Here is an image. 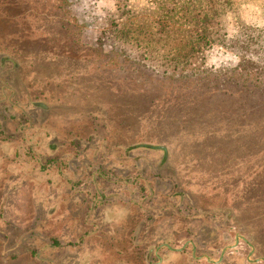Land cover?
Listing matches in <instances>:
<instances>
[{"label":"rangeland","instance_id":"obj_1","mask_svg":"<svg viewBox=\"0 0 264 264\" xmlns=\"http://www.w3.org/2000/svg\"><path fill=\"white\" fill-rule=\"evenodd\" d=\"M214 2L0 0V264H264V0Z\"/></svg>","mask_w":264,"mask_h":264},{"label":"trees","instance_id":"obj_2","mask_svg":"<svg viewBox=\"0 0 264 264\" xmlns=\"http://www.w3.org/2000/svg\"><path fill=\"white\" fill-rule=\"evenodd\" d=\"M207 2V4L209 5L208 11H205L202 13V11H198V13L195 15L196 19H195V28L196 30H199V33L201 34H205L207 35V25L209 24V22L211 21V19L213 18V15H217L218 13V8L217 5L215 4L214 0H205ZM225 4H227V1L224 2ZM194 43H192L191 45L194 44V46H192V50L195 51L196 50V46L198 47V45H200L201 41H205L206 43H209L208 38L205 36L204 38L201 39V37H198L197 39L193 40ZM189 51V49H188ZM187 50L184 51L185 54L188 52ZM183 55V56H175V58H173L174 62L179 63L181 61V59L183 60L184 57L185 59L187 58V55ZM185 61V60H184Z\"/></svg>","mask_w":264,"mask_h":264},{"label":"flooded vegetation","instance_id":"obj_3","mask_svg":"<svg viewBox=\"0 0 264 264\" xmlns=\"http://www.w3.org/2000/svg\"><path fill=\"white\" fill-rule=\"evenodd\" d=\"M166 247H167V249H168V248H169V249H172V248L169 247V245H166ZM176 251H179V250H176ZM146 259H147V258H145V260H146Z\"/></svg>","mask_w":264,"mask_h":264},{"label":"crops","instance_id":"obj_4","mask_svg":"<svg viewBox=\"0 0 264 264\" xmlns=\"http://www.w3.org/2000/svg\"><path fill=\"white\" fill-rule=\"evenodd\" d=\"M180 225V224H179Z\"/></svg>","mask_w":264,"mask_h":264}]
</instances>
